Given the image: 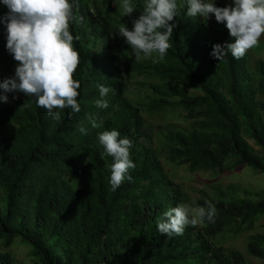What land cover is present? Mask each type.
Here are the masks:
<instances>
[{"label":"trees","instance_id":"16d2710c","mask_svg":"<svg viewBox=\"0 0 264 264\" xmlns=\"http://www.w3.org/2000/svg\"><path fill=\"white\" fill-rule=\"evenodd\" d=\"M228 7L0 0L2 246L18 238L39 264H264V233L245 253L215 244L264 217V190L213 185L192 199L164 172L147 120L172 108L187 121L159 131L170 163L264 174V61L231 23L264 28V0ZM129 25L131 46L119 37Z\"/></svg>","mask_w":264,"mask_h":264},{"label":"rangeland","instance_id":"374dc122","mask_svg":"<svg viewBox=\"0 0 264 264\" xmlns=\"http://www.w3.org/2000/svg\"><path fill=\"white\" fill-rule=\"evenodd\" d=\"M219 5L229 9L228 4L232 0H215ZM232 23V29L243 39L245 52L253 59H260L264 61V28L257 25H238ZM128 30V31H127ZM126 29H121L120 39L123 44L132 45L133 29L129 25ZM142 80L137 79L136 82ZM129 94L131 97L138 101H145L146 95L149 94L147 89L140 85L130 83ZM150 124V132L153 134L155 146L161 153V163L164 172L168 178L180 189L189 195L192 199L199 197L201 190H208L213 185H234L236 187L250 189L252 191L264 190V174H261L246 166H237L231 172L224 174H216L212 172H190L183 165L170 163L166 159V147L160 140L159 131L165 127L172 126H186L187 121L184 119L183 114L179 109H167L166 111L147 117ZM254 150H258L253 142L249 141ZM187 212L192 215L196 223H199V216L195 209L188 208ZM264 233V217H262L254 226V228L246 233L240 235H231L223 233L216 240L215 244L225 249H235L245 253V244L247 236L250 234ZM0 252L8 253L14 260V264H39L33 257L30 256V247L23 243L20 239L15 238L13 243L5 248L0 243ZM248 264H262L261 260L248 257L246 254Z\"/></svg>","mask_w":264,"mask_h":264}]
</instances>
